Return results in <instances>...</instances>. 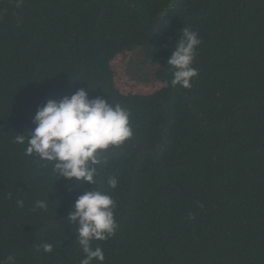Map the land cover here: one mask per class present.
<instances>
[{
    "label": "trees",
    "instance_id": "1",
    "mask_svg": "<svg viewBox=\"0 0 264 264\" xmlns=\"http://www.w3.org/2000/svg\"><path fill=\"white\" fill-rule=\"evenodd\" d=\"M170 1L0 0L3 264L85 258L68 217L95 186L59 179L15 142L38 107L79 89L127 109L133 129L100 153L96 187L116 202L118 224L92 245L103 264H264V0H180L156 29ZM185 27L201 41L190 90L171 85L167 62ZM138 47L160 65L155 84L126 76Z\"/></svg>",
    "mask_w": 264,
    "mask_h": 264
},
{
    "label": "clouds",
    "instance_id": "2",
    "mask_svg": "<svg viewBox=\"0 0 264 264\" xmlns=\"http://www.w3.org/2000/svg\"><path fill=\"white\" fill-rule=\"evenodd\" d=\"M200 43L197 32L189 27L182 29L167 61L172 70L173 87L192 88V81L198 76V69L193 64ZM31 124L35 127L28 130L27 137L15 136L16 143H27L26 155L35 154L40 160L51 163L59 179L84 181L95 186L75 200L72 205L74 211L70 212L68 219L71 225H77L75 234L78 238L75 241L85 256L81 264H92L94 260L103 264L105 255L102 248H93L92 245L114 237L118 224L115 219L116 202L111 195L96 187L99 168L108 164L107 157L101 158L100 153L132 138L130 112L102 97L90 99L86 90L79 89L71 96L50 99L38 107ZM107 184L109 188L116 189L118 180L109 177ZM17 204L23 207L24 202L18 200ZM35 206L46 210L47 201L38 200ZM42 248L45 253L53 251V246L48 243ZM8 264H15L12 257L8 258Z\"/></svg>",
    "mask_w": 264,
    "mask_h": 264
},
{
    "label": "rangeland",
    "instance_id": "3",
    "mask_svg": "<svg viewBox=\"0 0 264 264\" xmlns=\"http://www.w3.org/2000/svg\"><path fill=\"white\" fill-rule=\"evenodd\" d=\"M160 65L147 59L142 47L136 48L126 66V76L130 81L143 85H152L157 82V73Z\"/></svg>",
    "mask_w": 264,
    "mask_h": 264
},
{
    "label": "water",
    "instance_id": "4",
    "mask_svg": "<svg viewBox=\"0 0 264 264\" xmlns=\"http://www.w3.org/2000/svg\"><path fill=\"white\" fill-rule=\"evenodd\" d=\"M176 9H180V0H171L169 5L155 16L152 26H155L156 29H158V24L156 25V22L159 21V24H163L171 11Z\"/></svg>",
    "mask_w": 264,
    "mask_h": 264
}]
</instances>
